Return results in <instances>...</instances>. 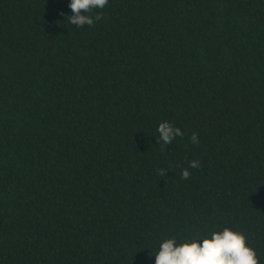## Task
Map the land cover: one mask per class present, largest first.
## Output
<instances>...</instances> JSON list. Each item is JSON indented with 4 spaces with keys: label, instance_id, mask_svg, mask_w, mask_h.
<instances>
[{
    "label": "trees",
    "instance_id": "trees-1",
    "mask_svg": "<svg viewBox=\"0 0 264 264\" xmlns=\"http://www.w3.org/2000/svg\"><path fill=\"white\" fill-rule=\"evenodd\" d=\"M68 2L0 0V264H154L224 226L264 264V0H109L83 27Z\"/></svg>",
    "mask_w": 264,
    "mask_h": 264
},
{
    "label": "clouds",
    "instance_id": "clouds-1",
    "mask_svg": "<svg viewBox=\"0 0 264 264\" xmlns=\"http://www.w3.org/2000/svg\"><path fill=\"white\" fill-rule=\"evenodd\" d=\"M109 0H69L71 10L66 15L68 22L76 27L92 26L101 19L93 10H103ZM155 136L157 143L169 145L177 137L184 135L182 129L171 122L158 124ZM193 144L198 136H191ZM190 168L198 167V162H189ZM190 176L188 168L182 169L181 179ZM154 264H259L256 250L247 243L245 233L236 227L211 228L207 233L190 230L188 234L177 233L162 238L158 244Z\"/></svg>",
    "mask_w": 264,
    "mask_h": 264
}]
</instances>
